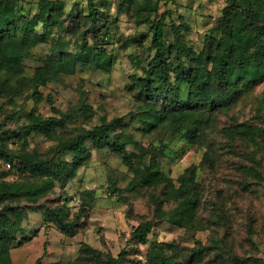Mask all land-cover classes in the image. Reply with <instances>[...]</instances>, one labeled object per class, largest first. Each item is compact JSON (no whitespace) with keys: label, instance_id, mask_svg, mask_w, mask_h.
<instances>
[{"label":"trees","instance_id":"1","mask_svg":"<svg viewBox=\"0 0 264 264\" xmlns=\"http://www.w3.org/2000/svg\"><path fill=\"white\" fill-rule=\"evenodd\" d=\"M134 1L118 0L117 9H129ZM150 1V17L154 15V19H147L152 27L149 50L155 53L147 64L143 56H136L133 63L142 73L132 75L127 85L136 101L148 108L139 111L138 118L136 114L130 115L129 121L128 117H115L111 121L102 118L101 123L89 129L73 128L51 152L39 153L30 150L33 136L54 137L68 129L79 115H89L93 107L85 98L63 112L53 106L49 97L54 115L45 117L34 108L26 113L24 122H21L23 115L18 118L11 113L0 115V264H13L11 250L29 212H40L44 223L56 226L68 237L85 228L86 219L82 221L83 216L88 218L85 209L72 212L65 198V186L88 164L92 150L103 149L120 156L133 172L128 191L144 185L153 192L150 196L153 217L142 218L127 241L134 247L148 245L147 254L143 257L139 249L132 253L125 247L115 256L82 243L76 259L49 263L38 259L35 264H203L206 260L212 264L247 263V258L241 257L226 239L232 226L227 200L211 201L212 209L206 211L204 219L200 217L204 185L198 166H189L178 177V185L174 184L158 160L166 147H145L128 130L140 121L145 123L139 128L143 132L163 126L173 134L182 133L191 143L207 147L204 164L210 174H216L227 162H234L238 176L241 170L248 169L246 177L241 174L244 179L239 180L242 188L253 193L256 189L251 186H264V158H258L243 140L258 135L254 128L249 123H236L227 127L222 137L210 132L211 118L237 103L248 81L256 82L264 75L260 8L251 0H227L222 17L207 34L204 48L197 51L185 41L180 27L174 23L170 25L174 40L168 45L166 28L171 11L159 15L158 2ZM84 4L75 0L68 8L66 1L41 0L37 9L27 10L16 0H0V100L3 103L15 105L27 91L40 103L44 98L40 92L42 86L61 82L80 66L111 70L114 52L106 49L111 35L104 7L107 0H85ZM69 37L75 39L73 48L67 42ZM145 40L144 34H138L124 42L143 45ZM47 45L46 56L38 61L43 63L28 66L26 61L34 59V51ZM78 93L85 97L81 89ZM257 137L264 140L262 132ZM129 146L134 149L129 150ZM239 156L250 158L252 165L245 166ZM6 163L11 164L8 172L14 173L12 181L4 179ZM166 221L188 230L222 228L225 236L214 237L209 245L192 248L151 240L154 226ZM250 233L249 240L260 246Z\"/></svg>","mask_w":264,"mask_h":264},{"label":"rangeland","instance_id":"2","mask_svg":"<svg viewBox=\"0 0 264 264\" xmlns=\"http://www.w3.org/2000/svg\"><path fill=\"white\" fill-rule=\"evenodd\" d=\"M27 10L38 8L41 0H16ZM57 1V0H52ZM66 1L68 8L75 0ZM85 5V0H78ZM118 0H107L105 7L111 25L109 43L106 44L108 52H114V61L110 71H103L91 66L79 67L75 72L67 74L61 82H52L40 88L44 98L37 103L27 91L17 99V104L9 105L0 100V115L14 114L17 118L36 108L37 114L45 117L53 116L54 110L66 112L83 98L88 105L93 107L89 115H79L74 119L68 129L59 131L54 137L48 138L42 134H35L31 140L30 150L39 153H49L60 142L68 131L82 126L87 129L101 123L102 118L111 121L115 117H128L148 108L140 104L127 89L132 75H141L142 70L133 63L136 56H143L147 64L154 55L150 51L152 27L147 23L150 17V0H135L131 8L117 9ZM158 2L159 15L166 10L171 11L167 26L166 41L168 45L174 40L170 27L172 23L180 27L185 41L195 50L200 51L206 44L207 34L212 31L216 21L222 17L227 0H174L168 3L165 0ZM260 8V22L264 31V0H251ZM99 2V1H98ZM150 18L154 19V15ZM144 34L146 40L143 45L125 44L131 36ZM70 48L76 45L75 39L70 38ZM49 45L42 46L34 51V59L26 61L28 66H36L40 58L46 56ZM31 72V71H30ZM248 81V80H247ZM243 86L240 99L231 107L211 118L210 132L222 137L230 125L236 123H249L254 128L253 138H244L250 150L258 158H264V140L258 139L259 134H264V75L256 82L248 81ZM245 82V83H248ZM81 89L85 97L78 93ZM53 101V106L48 98ZM14 125H16L13 122ZM144 122L136 121L131 125L128 133L133 134L145 147L153 145L157 149L165 146L164 152L158 160L163 171L178 185V177L185 170L195 164L203 182L202 209L200 217L205 218L207 210L212 209V202L220 199L227 200L230 207L232 226L226 236L227 241L234 245L241 257L247 258L246 264H264V186L250 188L256 189L251 193L239 185V180L246 177L248 169L241 170L239 176L234 170V162H227L225 167L218 169L215 174H210L204 164L206 146L191 143L182 133H171L163 126H155L143 132ZM227 129V131H226ZM237 137H241L237 135ZM129 146V150H133ZM238 158H235L237 161ZM241 162L248 168L252 160L239 156ZM5 180L15 179L13 172L3 170ZM242 174V175H241ZM133 177V172L123 164L122 158L107 149L92 150L88 164L77 172V175L65 186V198L73 213L85 209L88 218L85 228L74 237L64 235L56 226L44 223L40 212H29V217L23 222V230L18 234V240L11 250L13 264H35L38 259L44 262L72 260L79 256L82 243H87L104 252L118 255L125 247L137 253L139 249L144 257L147 246L134 247L127 242L133 229L139 225L142 218H152L154 206L151 203V190L141 185L135 191H128V183ZM167 206V205H166ZM206 209V210H205ZM153 214V215H152ZM207 222H205L206 225ZM195 228L188 230L178 227L168 221L154 226L151 240L157 239L165 243H176L180 247L192 248L198 244H210L214 237H224V230L216 231V227ZM195 232V233H194ZM252 232V233H250ZM194 233V235H193ZM257 241L253 244L249 239ZM254 238V239H253ZM140 256V257H142ZM207 261V260H206ZM203 264H212L206 263Z\"/></svg>","mask_w":264,"mask_h":264},{"label":"built area","instance_id":"3","mask_svg":"<svg viewBox=\"0 0 264 264\" xmlns=\"http://www.w3.org/2000/svg\"><path fill=\"white\" fill-rule=\"evenodd\" d=\"M10 168H11V164L6 163V164H5V169L9 170Z\"/></svg>","mask_w":264,"mask_h":264}]
</instances>
